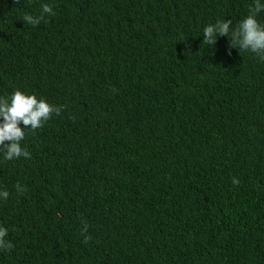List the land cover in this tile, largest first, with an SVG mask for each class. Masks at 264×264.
I'll return each mask as SVG.
<instances>
[{"label":"trees","instance_id":"16d2710c","mask_svg":"<svg viewBox=\"0 0 264 264\" xmlns=\"http://www.w3.org/2000/svg\"><path fill=\"white\" fill-rule=\"evenodd\" d=\"M251 4L0 0V97L63 106L0 152V264H264V61L202 43Z\"/></svg>","mask_w":264,"mask_h":264},{"label":"clouds","instance_id":"9594fccd","mask_svg":"<svg viewBox=\"0 0 264 264\" xmlns=\"http://www.w3.org/2000/svg\"><path fill=\"white\" fill-rule=\"evenodd\" d=\"M19 2L20 0H15V3ZM261 11H264V3L261 0H253V4L249 5V14L234 27H230L233 24L232 20H217L214 24H208L203 28L202 43L208 46L215 45L218 35L229 37L231 33L229 49L250 51L264 61V24L256 19ZM55 14L52 5L44 3L41 5L39 16L25 13L22 20L29 25L37 26L45 15L55 16ZM62 107L50 104L44 98H37L34 94H26L19 89L14 90L10 97H0V118H2L0 121V152L4 154V158L6 160L20 157L30 158L31 153L21 146V141L25 138V129L30 128L34 132L42 128L54 113L57 115L61 113ZM6 141L8 143H5ZM232 183L239 185L240 181L233 177ZM16 188L21 193L26 191V188L19 183ZM8 196L7 191H0V197L7 199ZM87 227L85 223L81 230L85 244L92 239L91 236L86 235ZM6 236L7 229L0 227V250L9 251L14 246L6 240Z\"/></svg>","mask_w":264,"mask_h":264}]
</instances>
